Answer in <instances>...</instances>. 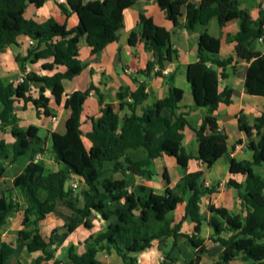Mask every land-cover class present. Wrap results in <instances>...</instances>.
<instances>
[{
	"label": "trees",
	"instance_id": "trees-1",
	"mask_svg": "<svg viewBox=\"0 0 264 264\" xmlns=\"http://www.w3.org/2000/svg\"><path fill=\"white\" fill-rule=\"evenodd\" d=\"M134 1L66 0L65 4L58 3L66 15L74 12L78 17L76 26L68 29L65 23H58L51 17L36 22L24 16L28 4L41 7L45 0H0V52L5 46L15 44L18 36L26 35L38 43H44V47L37 52L38 58H53L51 62L42 63V69L64 66L63 71L51 75H40L30 70L17 83L6 82L0 77V133L8 130L13 138L10 143L0 138V178L6 173V163L12 165L21 155L28 159L12 178L10 187L2 189L0 184V233L7 227L8 218L22 210L16 242L24 245L29 253L41 252L32 264L54 258L52 234L45 240L39 222L48 214L56 213L58 204L69 210L63 225L66 233H71L78 226L91 228L96 216L105 222L101 230L84 239L81 253L74 245L66 248L65 253L71 264H101L97 254L102 250L119 256L122 264H137V253L150 248L154 240L172 237L175 243L179 236L186 238L194 253L186 264H198L201 255L208 253L200 237L203 219L199 213V203L201 196L216 192L217 186H205L201 180L202 171H186L190 155L182 150L180 143L183 129L189 124L185 113L177 112L183 92L173 85L171 76L165 78L167 95L144 108L142 114L137 113V108L148 97L145 82L134 79L135 91L127 88L118 92L120 109L126 106L128 110L123 115L115 111L111 103H104L100 98V115L91 118V130L85 134L80 128V115L92 88L75 90L66 95L65 105L70 113L65 121V132L50 133V148L56 163L60 165L54 171L46 170L43 162L36 158L45 150L39 128L33 124L20 126L14 112L15 102L20 99L24 104L32 103L37 115L41 110L46 116L50 115L45 90L48 89L55 103L60 104L64 96L62 80L72 79L82 70L79 39L85 37L91 54L101 51L117 39L123 11ZM156 2L174 25L178 24L177 18L181 14V7H184L183 26L190 31L197 25H207L212 19H216L219 26L233 19L239 21L238 32L226 36L227 42L235 43L234 56L220 58V40L204 30L197 43V59L186 68V80L190 84L194 106L206 109L201 125L193 129L199 141L198 159L206 167H211L226 151L227 135L219 129L213 114L220 102H231L230 89L218 91L219 79L227 77L226 66L237 58L248 62L244 89L250 95L264 97V54L254 45L260 38L264 40L263 17L252 20L248 11L240 7L239 0H201L199 4L190 0ZM138 40L156 56V60L148 61L146 67L137 73L150 75L157 66L153 73L161 75L163 62L170 61L176 54L171 48L169 31L155 24L150 17H142L128 37L130 45ZM34 51L37 48L28 49L26 56L16 57L20 73L24 72L28 61L35 63L36 60L31 59ZM32 83L39 84L35 97L30 94ZM237 122L238 128L249 138L248 147L253 151L252 161L229 160V171L245 176L242 190L238 189V198L245 214H234L224 207L209 205V211L216 214V217L207 220L215 235L211 241L221 247L214 264L228 263L239 254L244 260L264 264V179L252 169L253 164L264 162V111L252 124L241 116ZM253 131L259 135L257 142L252 139ZM83 136L89 141L88 147L84 145ZM161 154L174 157L177 164L185 169L180 181L173 187L167 186L163 194L144 185L130 189L129 176L152 177L149 166ZM116 174L121 176L116 177ZM74 177L85 184L79 194L70 185ZM162 177L168 184L166 170L162 172ZM15 190L20 194L23 206ZM187 192L190 194L184 214L172 225L173 220L168 214L183 202V195ZM185 219H190L194 224L190 235L180 232ZM222 231L230 234L223 237L220 235ZM14 251L12 243L0 241V264H5ZM162 260L176 259L164 253ZM159 264L166 263L162 261Z\"/></svg>",
	"mask_w": 264,
	"mask_h": 264
},
{
	"label": "crops",
	"instance_id": "crops-1",
	"mask_svg": "<svg viewBox=\"0 0 264 264\" xmlns=\"http://www.w3.org/2000/svg\"><path fill=\"white\" fill-rule=\"evenodd\" d=\"M190 1L199 4L201 0ZM239 3L241 8L248 11V15L252 20L257 21L260 17H263L264 28V0H239ZM180 12L181 14L177 18L178 24L174 25L172 21L166 18L163 10L158 6L156 0H135L130 7L123 11L122 26L117 31V39L107 44L101 51L91 54L90 47L86 44L85 37L83 36L79 39V59L82 70L72 79L62 80L64 96L60 104L55 103L54 97L48 89L45 90L44 94L48 100L50 115L46 116L43 114V110H41V113L37 115L36 109L32 103L27 102L24 104L20 99L15 102L14 112L18 118V124L20 126L27 127L28 125L33 124L39 128V134L45 142V150L38 154L41 158L38 160L43 162L46 170L54 171L60 167V165L56 163L54 155L53 161L50 162L48 167L46 166V162H44L46 161L44 155H46L47 145H51L50 133L65 132V121L70 113L69 108L65 105L66 95L75 90L84 91L89 87L92 88L88 97L84 101L83 109L80 115V128L83 134H85L91 130V118L100 115V98H102L104 103H111L114 110L120 115H123L128 113V110L126 106L120 109V101L117 96L118 92L127 88L130 91H135L136 83L134 82V79L138 82H145V91L147 92L148 97L143 104L137 108V113L142 114L144 108L151 105L156 99L163 98L167 95L168 84L166 83L165 78L167 76H171L173 85L181 88L183 92L182 98L178 102L177 112L185 113V118L189 124V126L183 129V138L180 143L182 150L190 155V159L187 161L186 171H202L203 174L201 180L217 186L216 192L211 195L201 196L199 203V213L203 219L200 237L207 246L208 253L201 255L198 264H214L218 260L221 247L217 243L211 241V237H214L215 235L213 228L208 226L207 220L210 217H216V214L210 212L208 207L210 204H213L216 207H224L229 212L234 214H245V209L238 198V189L242 190L245 176L240 173L230 172L229 160L230 158H234L237 161L253 160V151L248 147L249 138L238 128L237 119L241 116L244 117L248 124H252L254 120L264 111V97L260 95H250L246 93L244 89V77L246 68L249 64L248 62L237 58L232 62V64L226 66L225 72L227 73V77L219 79L218 91H222L224 88L230 89L232 91L230 97L231 102L229 104L220 102L216 110L213 112L219 129L227 135L226 151L211 167H206V165L198 159L199 141L193 131V129L198 128L201 125L203 116L206 114V109L194 106L190 84L186 80V68L189 63L194 62L197 59V43L200 33L204 30L220 40V49L218 52L220 58L234 56L235 43L227 42L226 36L234 35L238 32L239 21L237 19H233L228 21L225 25L219 26L216 19H212L207 25H197L194 30L190 31L183 26L185 20V8L181 7ZM23 14L26 18L33 19L36 22H43L51 17L58 23H65L68 29L73 28L78 23L76 13L70 12L69 15H66L59 8L57 0H45L41 7H35L33 4H28ZM142 17H150L155 24L167 29L170 33L171 48L176 51V54L172 56L170 61L163 62V68L160 70L161 75H155L153 73L154 70L158 69L157 66H155L150 75L145 76L137 73L139 70L146 67L148 61L156 60V56L152 52L145 49L142 41L138 40L134 45H130L128 42L130 32L135 28L136 24ZM30 41L32 43H30ZM254 45L257 50L264 54L263 39L255 41ZM43 47L44 43H38L26 35L18 36L15 44L5 46L0 52V59L2 54L6 53L7 55V59L4 58V61L0 60L1 78L4 76L1 74L3 67L6 68L4 71L7 73L4 77H7L9 74H11V77L16 74V77L18 73L20 74L19 64L16 61V57L26 56L28 49L34 48H37V51H34L31 59H35V63H30L29 61L26 63V66H28L30 70L40 75H51L56 71H63L64 66L61 65L54 66L51 70H44L41 68L42 63L51 62L53 59L52 57H37V52ZM7 60L8 63H6ZM127 68H130L132 72L129 74L126 73L125 69ZM164 71H166V73H164ZM10 78H8L9 82L12 81V78ZM38 87L39 84L36 83H32L30 85V94L33 97L37 96ZM17 107H21L23 113L22 116L16 111ZM51 108L54 111H51ZM27 112H33L34 119L28 121L26 120L27 122L25 123V119H28V116H30ZM0 138H3L7 143L13 141V138L8 130L1 132ZM46 138L48 140H46ZM252 139L254 142H257L259 139V135H256L254 131ZM83 142L86 147L89 146V141L84 136ZM18 158L15 163H17ZM27 161L28 159L26 157V159L21 163L20 168L17 169L14 172V175L10 177V180H12V178L21 171ZM153 167L156 168L157 175L161 174L162 185H160V183L154 184L151 182L153 180V175L150 178L135 175L134 179L130 178V189L136 185H144L152 191H156V193L163 194L167 186H175L185 173V169L177 164L175 158L166 154H161L159 157L152 160L149 166L152 173H154ZM252 169L264 179V162L253 164ZM164 170L167 171V175L169 177L168 184L162 177V172ZM4 176L2 178H4ZM115 176L120 177L121 175L116 174ZM70 182H76L78 184L80 183V180L79 178L74 177L70 180ZM227 183H230V185L227 186ZM81 184H83L85 188V184L82 181ZM238 185H241V187L238 188ZM10 186L4 187L1 184L2 189ZM15 192L21 205L23 206V200L20 194L17 190H15ZM189 194L190 193L187 192L183 195V202L177 205L175 208L176 210L174 211L175 213L170 212L168 214V216L173 220L172 225L175 222H178L183 216L184 206L187 202ZM79 205H81V203H79ZM52 214L53 213L48 214L45 219L39 222L41 234L42 222ZM95 218L100 219L98 216ZM21 219L22 210H18L8 218L7 227L0 233V241L12 243L15 247V251L22 249L21 252H27L32 260H7L5 264H32L33 259L41 254L39 251L29 253L24 245L16 242L17 231L21 228ZM100 222L103 223L104 227L105 222L101 219ZM193 225L194 224L190 221V219H185L181 225L180 232L190 235L193 231ZM80 227L83 226H78L71 233L57 230L54 233L51 232L54 240L51 245V248L54 249V258L51 260H42L40 264H54L55 262H58L57 264H71L66 256V253L65 260L56 258L57 256H55V250H57L56 243L58 241L56 237L58 236V239L60 240V234L64 233L65 240L62 245L66 248L69 245H74L77 252L81 253L84 249L83 241L85 238L81 243L83 246L82 251H78V247L73 241V237L76 235ZM229 234L230 233L227 231H222L220 235L227 237ZM49 235L44 236L42 234L45 240H48ZM164 253H168L169 257L175 258L176 260H162ZM13 254L10 257H12ZM106 254L112 256L114 253L106 252ZM114 255L117 256L116 254ZM193 255V250L187 243L186 238L179 236L174 243L173 238L169 237L154 240L150 248L137 253V264H159L162 261H165L166 264H186L188 259L193 257ZM117 257L119 260H100L97 256L101 264H122L121 258L119 256ZM225 264H254V262L252 260H244L242 254H239L236 258Z\"/></svg>",
	"mask_w": 264,
	"mask_h": 264
},
{
	"label": "rangeland",
	"instance_id": "rangeland-1",
	"mask_svg": "<svg viewBox=\"0 0 264 264\" xmlns=\"http://www.w3.org/2000/svg\"><path fill=\"white\" fill-rule=\"evenodd\" d=\"M7 53H8V51H7ZM2 56H1V59L0 60L4 61L5 60L4 58H6L7 55H6V53H4V54H2ZM6 63H8V60L6 61ZM4 70H6V68L3 67L2 70H1V74L4 75V76H6L5 74H7V73ZM15 75H13L11 77V74H9V75H7V77H4L3 76L2 79H4L6 82H9V79L8 78L11 77L12 78V81H13V80H15L19 76V73H18V75L16 77H15ZM50 110L51 111H54L52 108ZM16 111L19 113V115L22 116L23 113H22L21 107H17V110ZM24 114H26V113H24ZM27 114H29L30 116H28V119H25V123L28 120H33L34 119L33 112H27ZM46 140H48V139L46 138ZM45 154L46 155H44V157L46 158V161H44V162H46V166L48 167L49 164H50V162L53 161V152H52L49 144L47 145L46 153ZM25 159H26V156L25 155H21L18 158L17 163H15L14 165H11L10 166L7 163L5 164L6 165V173H5V176H4V178H0V182H1L2 186L6 187V186H10L11 185L10 177L12 175H14V172L17 169L20 168L21 163ZM37 159H41L40 156H38ZM153 172H154L153 173V180L151 182L154 183V184L155 183H160V185H162V182H161L162 181L161 174L157 175L156 174V168H154V167H153ZM130 178L131 179H134V176H130L129 179ZM82 189H84V185L81 184V182H80V183H78V187L74 189V192L76 194H79ZM80 203H81V197H80ZM175 210H173L172 213H175L174 212ZM68 214H69V210L67 208L63 207L62 205L58 204L56 213H53L45 221L42 222V224H41L42 234L44 236H48L49 234H51V232L53 230L64 231L65 228H63L64 227L63 225L65 223V220H66V217H67ZM102 227H103V223H101L100 222V219H98V218H94L93 225H92L91 228L80 227L79 230L77 231L76 235L73 237V241L77 245L78 251H82V249H83V246L81 244L82 243V240L84 238H86L89 234L95 233V232L101 230ZM60 236H61V237H59L60 240L58 239V236L56 237L58 241L56 243L57 250H55L56 251L55 252V256H57L56 257L57 259L58 258H61L62 260H65V249H66V247H64L62 245V243L65 240L64 233H61ZM21 250L22 249L16 250L15 253L13 254V256L9 258V260H16V259H19L20 261H23V260H32V259H30L29 254L27 252H25V251L24 252H21ZM97 256H98V258L100 260H119L118 257L115 256L114 254L112 256H110V255L106 254L105 251L99 252Z\"/></svg>",
	"mask_w": 264,
	"mask_h": 264
},
{
	"label": "built area",
	"instance_id": "built-area-1",
	"mask_svg": "<svg viewBox=\"0 0 264 264\" xmlns=\"http://www.w3.org/2000/svg\"><path fill=\"white\" fill-rule=\"evenodd\" d=\"M57 2L58 3H64L65 0H57ZM259 40H262V39L260 38ZM30 43H32V42L30 41ZM28 71H30V69L28 66H26L24 72L20 73L19 76L15 80H13V83L20 82L23 79L25 73H27ZM125 72L129 74L132 72V70L130 68H127V69H125ZM164 73H166V71H164ZM127 100L129 101L130 99L128 98ZM53 120H54V118H53ZM37 157H38V155L36 156V158ZM70 185L72 186L73 189L78 187V184L76 182H70ZM204 185L207 187L211 186V184L209 182H204Z\"/></svg>",
	"mask_w": 264,
	"mask_h": 264
}]
</instances>
